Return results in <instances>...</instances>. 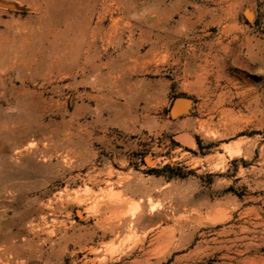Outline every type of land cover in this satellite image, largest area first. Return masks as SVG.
Instances as JSON below:
<instances>
[{"label":"rangeland","instance_id":"obj_1","mask_svg":"<svg viewBox=\"0 0 264 264\" xmlns=\"http://www.w3.org/2000/svg\"><path fill=\"white\" fill-rule=\"evenodd\" d=\"M0 264H264V0H0Z\"/></svg>","mask_w":264,"mask_h":264},{"label":"water","instance_id":"obj_2","mask_svg":"<svg viewBox=\"0 0 264 264\" xmlns=\"http://www.w3.org/2000/svg\"><path fill=\"white\" fill-rule=\"evenodd\" d=\"M190 98L178 96L174 98L173 102L171 103L169 112L172 117H174L176 114L180 112H186L187 108L190 105Z\"/></svg>","mask_w":264,"mask_h":264},{"label":"bare ground","instance_id":"obj_3","mask_svg":"<svg viewBox=\"0 0 264 264\" xmlns=\"http://www.w3.org/2000/svg\"><path fill=\"white\" fill-rule=\"evenodd\" d=\"M6 3V2H5ZM149 160V159H148ZM152 164V163H151ZM122 183V182H121ZM120 184V183H119ZM117 192V191H116ZM122 193V192H121ZM103 194V193H102ZM111 195V194H110ZM113 196V195H112ZM119 199V198H118ZM109 200V199H108ZM116 200H117V198H116ZM121 200V199H120ZM126 200V199H125ZM124 200V201H125ZM129 201V200H128ZM132 201V200H131ZM115 203V202H114ZM121 203V202H120ZM104 204V203H103ZM126 204V203H125ZM128 204H129V202H128ZM108 206H109V204H108ZM107 206V207H108ZM121 206H122V204H121ZM132 206V205H131ZM106 207V206H105ZM108 208H110V207H108ZM132 209V208H131ZM106 210V209H105ZM121 210V209H120ZM110 211V210H109ZM116 213V212H115ZM120 213V212H119ZM76 214L79 216V217H82V213L80 212V210H76ZM132 214V213H131ZM106 215V214H105ZM113 216V215H112ZM136 218H137V216H136ZM104 220V219H103ZM119 220V219H118ZM118 220H116V221H118ZM121 220V219H120ZM109 223V222H108ZM121 223V222H120ZM116 224V223H115ZM119 225V224H118ZM133 225V224H132ZM113 227H114V225H113ZM116 230H117V228H116ZM112 231H113V229H112Z\"/></svg>","mask_w":264,"mask_h":264}]
</instances>
